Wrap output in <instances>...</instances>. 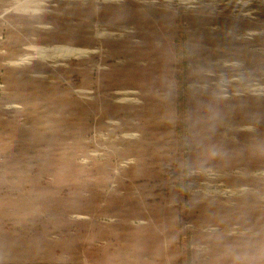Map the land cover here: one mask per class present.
Here are the masks:
<instances>
[{
    "label": "rangeland",
    "instance_id": "1",
    "mask_svg": "<svg viewBox=\"0 0 264 264\" xmlns=\"http://www.w3.org/2000/svg\"><path fill=\"white\" fill-rule=\"evenodd\" d=\"M0 264H264V0H0Z\"/></svg>",
    "mask_w": 264,
    "mask_h": 264
},
{
    "label": "bare ground",
    "instance_id": "2",
    "mask_svg": "<svg viewBox=\"0 0 264 264\" xmlns=\"http://www.w3.org/2000/svg\"><path fill=\"white\" fill-rule=\"evenodd\" d=\"M67 52H68V54H71V53L80 54L82 52V50L81 49H77V50L76 49H70V50H67Z\"/></svg>",
    "mask_w": 264,
    "mask_h": 264
}]
</instances>
